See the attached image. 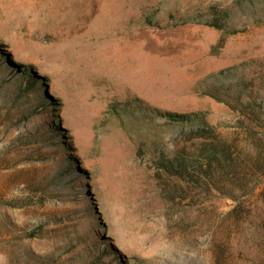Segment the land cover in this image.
<instances>
[{"label":"rangeland","instance_id":"rangeland-1","mask_svg":"<svg viewBox=\"0 0 264 264\" xmlns=\"http://www.w3.org/2000/svg\"><path fill=\"white\" fill-rule=\"evenodd\" d=\"M250 96L264 0H0V264H264Z\"/></svg>","mask_w":264,"mask_h":264},{"label":"trees","instance_id":"trees-1","mask_svg":"<svg viewBox=\"0 0 264 264\" xmlns=\"http://www.w3.org/2000/svg\"><path fill=\"white\" fill-rule=\"evenodd\" d=\"M211 25H214L218 28H222L223 27V23L221 24L220 19L215 18V20L212 21ZM241 98L244 99V96H239ZM246 106L249 107L251 114L253 115V119H255L256 121H259L260 123L264 122V96H250L248 98H246ZM254 109H261L262 112L257 113L254 111ZM171 116H175V114H168ZM182 118V120H184L185 116H180ZM262 125V124H260ZM201 131H204V128H197L196 132L197 133H201ZM200 136V135H199ZM262 139L258 138L257 142H256V150L259 151L257 157L255 158V160H253V165L258 168L261 169V171H263L264 169V154L260 155V149H258V145H262ZM208 153V158L209 160L212 159H216V157H220V159L226 161L231 159L230 154L227 152L226 149L216 145L214 148H210L209 150H207ZM258 158V159H257ZM260 159H262V163H259ZM259 164H257V163ZM261 175V174H260ZM234 199H238L236 197L233 196Z\"/></svg>","mask_w":264,"mask_h":264}]
</instances>
